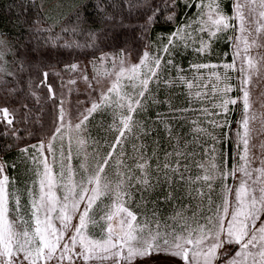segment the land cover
<instances>
[{"label": "snow or ice", "instance_id": "6c2138e0", "mask_svg": "<svg viewBox=\"0 0 264 264\" xmlns=\"http://www.w3.org/2000/svg\"><path fill=\"white\" fill-rule=\"evenodd\" d=\"M46 3L20 0L22 31L0 29V140L12 141L0 151L14 146L19 155V164L0 158V264H136L153 255L168 264H264V141L252 142L254 132L264 136V0H231L230 14L224 0H93L95 18L88 4L66 16L63 0L47 12ZM158 24L172 27L150 40ZM128 28L144 41L136 63L126 48L98 47ZM78 34L84 43L64 40ZM222 39L230 61L214 53ZM61 48L84 49L76 54L87 63L56 71L60 62L44 58ZM186 53L195 59L185 67L177 57ZM214 54L221 62L205 60ZM61 72L96 96L76 123L49 83L63 88ZM177 89L185 106L173 102ZM160 105L166 110L148 115ZM109 111L101 127L111 139L93 136L90 119ZM21 166L32 174L22 188L8 175Z\"/></svg>", "mask_w": 264, "mask_h": 264}, {"label": "trees", "instance_id": "16d2710c", "mask_svg": "<svg viewBox=\"0 0 264 264\" xmlns=\"http://www.w3.org/2000/svg\"><path fill=\"white\" fill-rule=\"evenodd\" d=\"M19 2L20 0H0V29L6 30L12 34L14 33H19L22 30L18 27H14V22L16 20L17 15L20 13V8H19ZM56 2V0H47L46 3V8L45 11L47 12L48 8L47 5H51L54 4ZM64 2V7L60 10L64 15H69L71 13L74 12V10L76 9V7L80 4H88L89 7L87 8V12L89 14L92 15V18H95V8L93 5V0H63ZM109 11H112L111 8L108 9ZM181 13H183L184 9L183 7H181L180 9ZM189 13V12H188ZM187 13V14H188ZM53 19H57L58 20V16H54L53 18H50L47 21V24H52L53 23ZM133 21H135V16L132 17ZM47 26V25H45ZM171 25H168L167 27H165L162 24H158L155 26V28L150 31L148 33L149 39L150 40H154V37H156L157 33H159L161 31V29L163 28L165 31H170L171 30ZM55 31L59 32L60 31V26L59 23H57L56 27H55ZM117 31H119V29H117ZM126 34L122 35L119 39L112 41L111 37H109V39L105 40V44H108L109 46L107 48L104 47V44H99L98 47L101 48L103 51H113L116 50L118 51L120 47L126 48L128 50V52L131 53V57L134 58L135 60H137L138 57V53H140L143 50V45H144V41L142 39H136V37H139L140 33L139 31L133 33L131 28H128L125 30ZM24 39L27 40V36H24ZM64 40H79L80 43H84L85 41V37L83 34H78L76 37H72L70 35H66L64 36ZM125 41H127L125 43ZM228 45L225 46V48H227ZM69 51H73L71 49H64L61 48L59 49V52H57V50L53 49V51L44 58V62L45 63H51V64H55L56 61L60 62V66L56 69L61 70L63 68L64 64H68V63H72L74 61H81V62H87V59H85L83 57V55H77L76 53H83L84 49H77L75 51H73V54L71 56L68 55ZM87 51L91 52L93 51V49H88ZM217 53V52H214ZM99 54V53H97ZM186 61H188V59H186ZM9 62L11 63V59L9 58ZM188 62L185 63V67L187 66ZM39 62H37V67H39ZM33 72H35V68L33 69ZM25 78H27L28 73L25 72L24 73ZM32 79L35 81L38 79V77L36 75L32 76ZM49 83H52L54 88L57 85V78L55 77H50L49 78ZM38 95L42 96V97H46L47 95V90L45 88H41L38 90ZM173 96H175V94H173ZM173 101H175L174 97H173ZM50 111H51V104L49 103L48 105H46L45 109H44V115L42 118V123L45 127V131H47L48 128V122L51 118L50 116ZM41 125H37V127H40ZM163 131H161V137H163ZM28 142V141H26ZM6 143H12L11 140H0V145L2 144H6ZM30 143L34 144L36 143L35 139H31ZM18 154V149L15 148L14 146L12 147V149L10 151H0V158L7 160L9 164H11L14 160L19 164V157H15L12 158L13 156ZM9 173H13V169H9L8 170ZM17 175L19 177L20 183H23L25 181H27L26 179H28L26 175H30L27 174V171L25 170V168L23 166L17 168ZM161 208H164V205H161Z\"/></svg>", "mask_w": 264, "mask_h": 264}, {"label": "rangeland", "instance_id": "374dc122", "mask_svg": "<svg viewBox=\"0 0 264 264\" xmlns=\"http://www.w3.org/2000/svg\"><path fill=\"white\" fill-rule=\"evenodd\" d=\"M223 7L230 14L231 10H232L231 0H224ZM195 11H196V9L193 8L191 11H189V13L187 15L192 16L193 12H195ZM155 39H156V37H154V40ZM226 45H228L227 48H225ZM214 52H217L220 55L221 60H223V59H226L229 61L231 60L230 55L227 57H224V53L230 52V47H229V44L223 39L214 45ZM177 59L181 60V62L185 65L186 62H189L190 60L195 59V57L186 53L184 57H177ZM186 59H188V61H186ZM208 59H210L212 63L221 62L220 60L217 59V56L215 54L212 55L210 58H205L206 61ZM129 60L131 63L137 62V60H135L131 56L129 57ZM85 63H87V62H81V67H83V65ZM55 70L58 72L61 71L58 69H55ZM101 71H102V69H101ZM220 71H222V69H220ZM92 74H93V69L91 67H89L88 75L90 78H91ZM61 78L65 82L63 88L61 87L60 79H57V85L55 86L54 89L57 91V93L63 92L64 98H65V108L68 109L72 113V117H73L72 122L76 123L78 113L83 112L85 108L89 107L90 101L95 100L96 96L91 93L90 89L88 88L87 83L83 79H81L79 75H77V74L69 75V73H67V72H61ZM70 79H75L76 83H74V84L67 83V81ZM262 87H264V86H262ZM99 91H100V88L98 87L97 92H99ZM258 93H259V89L255 90L253 93L254 97L257 96ZM173 94H175V96H173L175 99V101H173L174 104L177 107L185 106V97L181 94V90L177 89ZM164 95L165 94L163 92L159 93V96L161 99H163ZM254 107L258 108L259 104L254 105ZM165 110H166V106L160 105L158 107H154L153 109H151L148 112V115L152 116L154 118L156 111H165ZM232 118L233 119L238 118V113L233 114ZM111 120H112V116H111L110 111L107 112L106 114H103V115L100 113L94 114V118L90 119V122H89V127H90V131H91L92 135L99 137L101 139L105 138L107 135V138L111 139V135L106 134L105 129L103 127H101L102 124L107 125V124L111 123ZM233 127H235V125H233ZM254 127L257 129L260 128L259 121H257V123L254 125ZM262 131H264V130H262ZM253 136H254V139L252 142L256 145H259L262 141H264V136H257L255 132L253 133ZM74 148H75V145H74ZM15 157H19V155L14 154V156L12 158H15ZM73 163L74 164L76 163L75 160L73 161ZM27 174H29V172H27ZM8 175L10 177H16V180H19V177L17 175V169L13 170V173H9V171H8ZM26 176H28L27 177L28 179H26L27 181L32 178L31 173H30V175H26ZM19 182H20V180H19ZM17 185L20 188L23 187V183H20V184L17 183ZM131 207L134 210L139 211V208L137 207L136 204H132ZM162 210L165 214L168 213V208L164 207ZM89 231H95V230L90 228ZM109 264H111V262H109ZM136 264H168V262H167L166 257L153 255L151 257L138 258L136 261Z\"/></svg>", "mask_w": 264, "mask_h": 264}, {"label": "crops", "instance_id": "0c3cea01", "mask_svg": "<svg viewBox=\"0 0 264 264\" xmlns=\"http://www.w3.org/2000/svg\"><path fill=\"white\" fill-rule=\"evenodd\" d=\"M17 183L20 184L19 180H17ZM229 183H231V181H229ZM134 210V209H133Z\"/></svg>", "mask_w": 264, "mask_h": 264}]
</instances>
